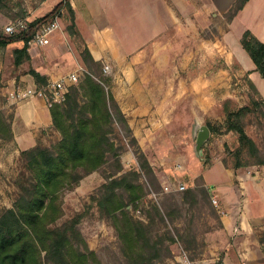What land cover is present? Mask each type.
<instances>
[{"label":"crops","instance_id":"1","mask_svg":"<svg viewBox=\"0 0 264 264\" xmlns=\"http://www.w3.org/2000/svg\"><path fill=\"white\" fill-rule=\"evenodd\" d=\"M48 1L47 13L60 0ZM217 2L219 7L212 0H70L74 20L71 21L70 15L69 19L59 16L60 29L51 35L49 44L41 47L28 45L27 57L19 64H15L13 52L24 46L22 40L1 49L0 94L4 100L1 109L10 116L13 133L10 141L1 140V169L8 172L11 166L17 165L21 150L35 146L51 133H58L54 131L50 107L44 97L15 99L10 95L40 85L30 70L36 71L47 81L76 70L81 66L80 52L85 47L95 61L117 64L127 61L137 50L148 63H172V75L178 77L179 81L184 80L185 72L184 77L202 76L205 79L213 75L227 79L247 74L264 98V77L241 44L242 34L246 30L257 39L264 40V0H249L232 19L213 23L219 31L218 37L200 39L193 16L204 13L210 15L212 21H217L223 18L234 0ZM64 13L68 11L63 7L60 15ZM121 14H124L125 20L121 19ZM119 20L120 28L116 27ZM118 29L133 32L132 35L135 33L134 39L139 38L136 32H140L141 41L128 42L125 39L127 34L121 38L117 34ZM128 36L133 39L131 33ZM215 62L221 65L212 69L211 65ZM195 63L206 66L195 73L191 71ZM150 73L118 71L113 77L122 81L117 82L118 91L114 94L126 115L138 120V116L145 114L147 117L142 119H148L151 126L158 127L163 126L172 106L180 107L181 104L167 106L158 102L155 106L150 104L133 108L123 100L132 94L133 78H157L162 81L165 78L164 72ZM166 78L170 79L168 76ZM143 87L146 93L154 91L148 82ZM157 89L158 93L164 94L172 91L169 87L165 90L163 86H157ZM208 90L211 96L212 88ZM192 93V87L178 89L177 92L184 96ZM211 103L212 100L209 104L197 103L193 98L189 100L188 109L207 111L213 106ZM182 107L186 108V105L183 103ZM128 120L131 127L141 121L133 124V120ZM198 121L194 118L192 125L196 126ZM135 133L140 134L136 130ZM191 175L200 176L215 199L221 226L208 235L217 239L214 247L221 254L222 264H264V247L259 242L264 232V165L233 168L226 167L222 161H215L201 170H193Z\"/></svg>","mask_w":264,"mask_h":264},{"label":"rangeland","instance_id":"2","mask_svg":"<svg viewBox=\"0 0 264 264\" xmlns=\"http://www.w3.org/2000/svg\"><path fill=\"white\" fill-rule=\"evenodd\" d=\"M212 1L219 7L217 0ZM48 2V0H0V31L5 32V26L24 18L22 16L30 20L44 16L49 6ZM235 2L236 0L223 14V18L217 21H212L211 16L204 13L193 16L199 32L198 38L218 37L219 31L213 23L228 21L227 14ZM119 3H124V1H119ZM61 11L62 9L58 16L62 19L65 17L69 19L70 14L64 13L61 16ZM121 15V19L125 20L124 14ZM120 20L116 23L118 28H120L118 25ZM128 33H131L132 38L135 35V33L132 35L133 32L128 30H117V34L121 35V38L127 34L125 39L128 42L139 43L141 41L140 32H136L139 37L137 39H131ZM77 45L81 50L79 42ZM132 55L134 56H129L127 61L118 64L114 62H98V65L80 63L77 81L72 83V86L79 85L89 74L101 82L114 100V104L110 105L113 119L108 137L114 143L118 155L113 157L108 154L107 163L97 171L85 175L75 186L61 191L60 200L63 209L61 220L76 222L82 240L89 249L96 253V258L101 264H125L119 232L115 226L116 221L111 215L100 211L98 198L105 190L103 184L113 177H120L127 173L125 180L137 186L136 191L139 196L130 201L131 191L124 185L116 187L115 191L120 200L125 203L124 208L134 220L143 223L153 220L152 235L154 239L163 240L164 244L161 246V258L155 260V264H170L183 252L191 259L221 260L218 248L214 247L217 239L208 235L209 232L219 227L217 215L213 213L212 209L215 204L212 198L210 202L202 199L200 189L205 185L200 176L193 177L191 172L201 170L202 167L215 161H225L231 167L236 163L255 162L246 150H243L239 157L234 154L235 150L241 149L242 146L238 140V134L233 130H227L225 125L227 111L247 105L251 96L257 97L251 90L249 82L254 86L255 84L248 79L247 74L238 77L231 76L227 79H219L213 75L211 78L205 79L202 76L184 77L187 73L185 72L184 76L181 74L184 80L179 81L178 77L174 78L172 75V63H148L140 57L137 50ZM218 65L221 64L215 62L211 67L215 69L214 67ZM205 66L195 63L191 71L199 73V68L203 69ZM123 70L147 72L149 75L150 72H164L163 81L157 78L142 80L133 78L131 81L132 94L123 99L133 108L150 104L155 106L158 102L167 106L172 103L181 104L180 107L172 106L167 119H164L163 126H151L148 119H142L147 117L145 114L137 115V119L141 121L136 123L138 121L136 117L131 118L123 111L120 101L114 94L118 91L117 82L122 80L113 77L118 71ZM166 76L170 79H167ZM147 82L149 87L154 88L152 93H146L143 87ZM157 86H163L165 90L169 87L172 91L167 94L158 93ZM188 87H192L194 92L192 95L177 94L178 89L182 90ZM210 88L213 91L211 96L208 90ZM259 96L264 101L260 92ZM193 98L197 103L202 104H209L212 100L213 106L207 111L189 110V100ZM3 103L4 100L0 94V110L5 117L9 118L10 116L1 109ZM183 103L186 108L182 107ZM118 113L122 115L126 123H123ZM129 118L133 120V124L136 123L134 127L129 124ZM194 118L199 120L196 126L192 125ZM242 122L246 133L261 148V155L264 157V118L260 114L259 116L246 114L242 117ZM202 126H207L210 133L208 138L197 148L196 138ZM135 130L140 134L135 133ZM54 131L58 132L56 129ZM59 138V132L57 135L51 133L45 140L40 141V144L51 146ZM3 141L5 142V140ZM2 143L0 140V149ZM187 164L190 166L187 167ZM252 165H237L235 168ZM20 170H22V164L19 159L17 165L11 166L8 172L3 171L0 167V211L13 206L18 191L16 180ZM212 177L215 179L214 172H212ZM179 184H183L184 188L178 189ZM166 186L169 187L167 190ZM189 187H192L197 194L196 203L186 201L182 197V192ZM211 187L213 188L212 184ZM155 208L162 213L163 219L156 214ZM177 231L180 234L191 233L194 236L195 242L190 249L184 250L178 243L171 240V236L176 237Z\"/></svg>","mask_w":264,"mask_h":264},{"label":"trees","instance_id":"3","mask_svg":"<svg viewBox=\"0 0 264 264\" xmlns=\"http://www.w3.org/2000/svg\"><path fill=\"white\" fill-rule=\"evenodd\" d=\"M69 1L60 0L44 16L33 20L26 17L28 28L24 31L12 34L0 31V50L12 42L22 40L24 46L13 52L14 62L19 64L27 57L26 47L37 26L58 14L63 7L70 14L71 21L74 20ZM248 1L236 0L227 14L228 19H232ZM241 44L257 71L264 77V40L257 39L246 30L242 34ZM80 57L86 65L99 64L86 47L80 52ZM30 73L40 85L46 83V78L36 71L30 70ZM249 84L257 97L251 96L247 105L227 111L225 125L227 130L238 134L242 146L234 154L239 157L246 150L255 162L236 163L233 168L237 165L264 164L261 148L248 136L242 122V117L246 114H260L264 118V101L256 87L251 82ZM111 104H114V100L109 91L89 74L79 85L69 86L62 103H52L50 113L53 127L59 132L60 138L51 146H43L38 142L19 153L22 170L16 180L18 191L13 206L0 211V264H101L96 253L82 240L76 222L61 220L63 209L60 193L75 186L85 175L97 171L107 163L108 154L113 157L118 155L114 143L108 137L113 119ZM118 115L126 123L122 115ZM12 138L11 119L5 117L0 110V140L10 141ZM223 164L231 167L225 161ZM126 177L127 173L113 177L102 185L105 190L98 198L99 209L116 221L125 264H155V260L161 258L163 240L154 239L153 220L148 223L134 220L124 208L125 203L117 195L116 187L124 185L129 189L130 201L139 196L137 186L127 182ZM200 195L204 201L210 202V187L201 188ZM182 197L186 201L197 202V194L192 187L186 188ZM212 209L217 215L220 227L219 215L215 207L212 206ZM155 210L163 219L159 209ZM171 240L184 250L190 249L195 242L191 233L180 234L179 231L175 238L171 236ZM259 242L264 247V232ZM219 263H222L221 260Z\"/></svg>","mask_w":264,"mask_h":264},{"label":"built area","instance_id":"4","mask_svg":"<svg viewBox=\"0 0 264 264\" xmlns=\"http://www.w3.org/2000/svg\"><path fill=\"white\" fill-rule=\"evenodd\" d=\"M56 14L52 18L48 19L47 21L41 23L35 29V32L32 38L28 41V45L34 46H45L50 43L51 35L58 29H60V18ZM27 18L18 19L7 26H5L4 30L7 34H12L15 32L24 31L28 28ZM78 69L79 67L71 71L59 78L50 79L42 86H33L22 89L18 91L16 94H11V98L15 99H25V98H32V97H44L48 105L51 106L52 103H62L65 98L66 94L69 91V86L77 81L78 77ZM169 187L166 186L165 189L167 190ZM184 185L179 184L178 189H183ZM213 202L215 203V199L212 198ZM170 264H220L218 259H191L189 258L184 252L179 255L175 261L171 262ZM222 264V263H221Z\"/></svg>","mask_w":264,"mask_h":264},{"label":"water","instance_id":"5","mask_svg":"<svg viewBox=\"0 0 264 264\" xmlns=\"http://www.w3.org/2000/svg\"><path fill=\"white\" fill-rule=\"evenodd\" d=\"M209 129L207 126H202L197 134L196 147L199 148L200 145L208 138Z\"/></svg>","mask_w":264,"mask_h":264}]
</instances>
